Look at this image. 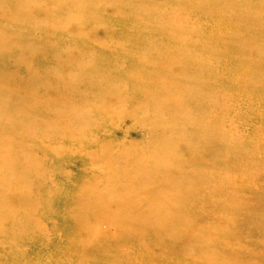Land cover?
<instances>
[{
    "label": "rangeland",
    "instance_id": "obj_1",
    "mask_svg": "<svg viewBox=\"0 0 264 264\" xmlns=\"http://www.w3.org/2000/svg\"><path fill=\"white\" fill-rule=\"evenodd\" d=\"M0 158L10 264H264V0H0Z\"/></svg>",
    "mask_w": 264,
    "mask_h": 264
},
{
    "label": "bare ground",
    "instance_id": "obj_2",
    "mask_svg": "<svg viewBox=\"0 0 264 264\" xmlns=\"http://www.w3.org/2000/svg\"><path fill=\"white\" fill-rule=\"evenodd\" d=\"M189 12H190V10H189ZM184 13L185 12H183V14ZM183 16H185V15H183ZM186 16H188V15L186 14ZM207 20H204V21L206 22ZM186 21L188 23V20H186ZM187 23H186V25H187ZM188 26L192 27L194 25L193 24L191 25V23H190V25H188ZM194 30H196L195 27H194ZM199 30H201V29H199ZM199 32H201V31H199ZM228 38L229 37H226V40L230 41V38H229V40H228ZM232 42H233V40H231L230 44ZM75 87H76V85H75ZM49 89L52 91L47 92L48 96H52L54 93H58V92H55V90L52 88H49ZM65 94L67 95V92H65ZM67 100H68V98H67ZM68 102H69V100H68ZM59 123H61V121ZM26 169H27V165L24 163L19 162L17 164H11V163L7 162L5 159L0 158V180H2V182H0V256L3 255V257H5L4 260L8 256H10L12 253L20 254L23 256L34 255L33 252H35V253L39 252L41 254L42 248L41 249L40 248L31 249L30 247H28V245L27 246L24 245L23 241L19 240L17 237L16 238H14L13 236L11 237L12 231H11V227L8 225L10 222H12L11 221L12 219H13L12 224H14L16 218L11 212H8L7 210L13 209V208H20V206L25 203V201L27 199V195H30L29 193L24 192L21 189H18V187H15V182H14L16 173H19V174L23 173L24 171H26ZM12 188H13L12 191L5 193L6 189H12ZM66 202L68 203L69 208H71V209L75 208L74 205H76V203H74L75 200L72 196H69L67 198ZM86 208H87V206L85 204L82 211L79 210L77 212L72 213L73 214L72 220L75 224V227H80L83 230L82 233H87L90 238H96L102 233L110 232L112 235H117L119 233V235L124 236L129 241L130 245H137V244H140V242H144V238L140 234H138V236H135V234H132V232L130 230L122 231L123 228H118V227L116 228V223H114L113 221H106L103 223L95 222L94 221L95 218L90 217L91 215L85 214ZM70 210H69V212H72ZM76 213L78 214V216L76 215ZM83 216L86 217L85 220L81 219V218H83ZM49 223H50V221H49ZM93 223H98V224H93ZM59 224H60V222H59ZM34 225L35 224H32L31 227ZM50 225H52V223H50ZM31 227H30V233L32 235L37 236L38 240L42 241V240L46 239L45 241H48V239L45 238L43 236V234H41L39 232L40 229L37 232V231H34ZM49 227L51 228V230L56 229V228H54V226H49ZM16 229H18V228H14L13 230L15 232H17L18 230H16ZM22 237L23 236H20L19 238H22ZM111 243H114V242L107 241L105 244H111ZM27 244H28V242H27ZM86 246H89V245L87 244ZM112 247H113V245L111 244L110 247H108V248L103 247L102 250L103 251L109 250ZM4 260H3V264H10V259L7 258V262H5ZM26 263H31V262L26 260ZM34 263L38 264L39 261L34 262Z\"/></svg>",
    "mask_w": 264,
    "mask_h": 264
}]
</instances>
